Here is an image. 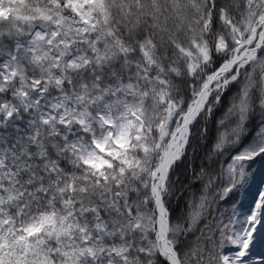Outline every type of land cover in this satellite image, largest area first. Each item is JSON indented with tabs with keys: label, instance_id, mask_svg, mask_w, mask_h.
<instances>
[{
	"label": "snow or ice",
	"instance_id": "snow-or-ice-1",
	"mask_svg": "<svg viewBox=\"0 0 264 264\" xmlns=\"http://www.w3.org/2000/svg\"><path fill=\"white\" fill-rule=\"evenodd\" d=\"M257 163L264 0H0V264H264Z\"/></svg>",
	"mask_w": 264,
	"mask_h": 264
},
{
	"label": "rangeland",
	"instance_id": "rangeland-1",
	"mask_svg": "<svg viewBox=\"0 0 264 264\" xmlns=\"http://www.w3.org/2000/svg\"><path fill=\"white\" fill-rule=\"evenodd\" d=\"M260 164L257 163L254 165V172L253 176L250 180V185L245 189V196H248L249 194L258 192L261 188H264V185L260 184ZM245 205H247V200L242 201Z\"/></svg>",
	"mask_w": 264,
	"mask_h": 264
}]
</instances>
